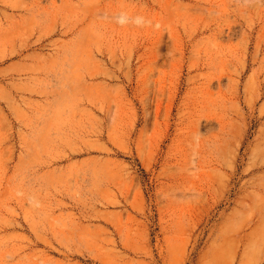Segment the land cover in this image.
I'll return each mask as SVG.
<instances>
[{
  "label": "rangeland",
  "instance_id": "1",
  "mask_svg": "<svg viewBox=\"0 0 264 264\" xmlns=\"http://www.w3.org/2000/svg\"><path fill=\"white\" fill-rule=\"evenodd\" d=\"M0 264H264V0H0Z\"/></svg>",
  "mask_w": 264,
  "mask_h": 264
},
{
  "label": "clouds",
  "instance_id": "2",
  "mask_svg": "<svg viewBox=\"0 0 264 264\" xmlns=\"http://www.w3.org/2000/svg\"><path fill=\"white\" fill-rule=\"evenodd\" d=\"M116 22H118L121 25H125L128 23H132L136 26H146V25H151L152 21L145 17L142 14H137L135 16H130L127 12L121 11L118 15L114 17ZM157 27L159 25L157 24Z\"/></svg>",
  "mask_w": 264,
  "mask_h": 264
}]
</instances>
